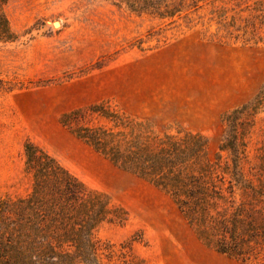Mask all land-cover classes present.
Here are the masks:
<instances>
[{"label":"rangeland","instance_id":"1","mask_svg":"<svg viewBox=\"0 0 264 264\" xmlns=\"http://www.w3.org/2000/svg\"><path fill=\"white\" fill-rule=\"evenodd\" d=\"M1 11L0 200L30 193L31 143L100 205L101 264H264V104L240 119L239 177L220 150L224 115L264 92V0L211 1L174 24L107 0H8ZM83 127L122 152L155 155L169 136L184 172L220 163L206 179L217 193L182 192L180 205L79 137Z\"/></svg>","mask_w":264,"mask_h":264},{"label":"trees","instance_id":"2","mask_svg":"<svg viewBox=\"0 0 264 264\" xmlns=\"http://www.w3.org/2000/svg\"><path fill=\"white\" fill-rule=\"evenodd\" d=\"M8 0H0V38L10 33L9 22L1 11ZM114 5L138 14H148L168 24L186 17L215 0H107ZM264 104V92L256 99L227 112L223 121L226 124V137L220 150L231 155V160L239 158L240 119L252 116ZM76 134L90 143L95 149L124 169L148 178L156 185L167 189L182 205V192L189 200L204 199L209 195L206 179L221 166L208 163L199 174L184 172V151L172 145L171 137L163 140L161 151L149 154L142 150L122 152L109 146L106 131H93L79 128ZM192 138L198 139L194 136ZM200 144L188 148L197 154ZM176 153L174 154V150ZM26 170L33 174L32 189L25 197L0 200V264H101L98 260V245L93 238L95 226L103 219L100 205L92 200V192L87 186L63 166L54 156L34 145H25ZM220 157V156H219ZM219 161V160H218ZM225 164L233 178L239 177L236 164ZM177 171V172H176ZM167 175L159 176V173ZM186 173V174H185ZM238 179H235L237 181ZM232 184V182H230ZM234 214L231 226L241 221ZM218 250L230 253L219 247Z\"/></svg>","mask_w":264,"mask_h":264}]
</instances>
